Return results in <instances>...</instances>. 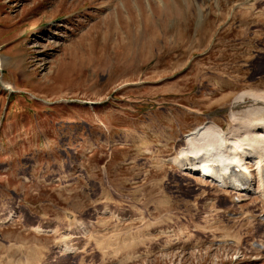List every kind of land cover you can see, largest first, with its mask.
<instances>
[{
    "label": "rangeland",
    "instance_id": "rangeland-1",
    "mask_svg": "<svg viewBox=\"0 0 264 264\" xmlns=\"http://www.w3.org/2000/svg\"><path fill=\"white\" fill-rule=\"evenodd\" d=\"M0 62V264H264L255 167L167 161L261 107L264 0H0Z\"/></svg>",
    "mask_w": 264,
    "mask_h": 264
},
{
    "label": "bare ground",
    "instance_id": "bare-ground-1",
    "mask_svg": "<svg viewBox=\"0 0 264 264\" xmlns=\"http://www.w3.org/2000/svg\"><path fill=\"white\" fill-rule=\"evenodd\" d=\"M256 4L260 5L258 2ZM253 97L261 103V107L253 111L249 118L239 121L232 116L234 125L228 133H224L212 121H208L207 124L185 135L183 143L186 144V147L167 161L180 168L181 171L194 174L201 179L209 180L220 186H223L224 183L222 184L219 179L224 176L227 170L232 169L234 165L240 171L247 173L248 176H250L249 168L254 166L259 176V180L256 181V192L260 194L259 198L262 204L261 208L258 209V215L253 217L254 221H257L254 225L257 226V230L264 232V219L262 218L264 216V96L255 95ZM232 134H235L233 139H231ZM210 163L220 165V172L211 170ZM236 174L240 176V173ZM212 178H215L216 181ZM238 187L239 189L236 192L244 191L241 190L240 186ZM250 187L251 182L247 190ZM247 190L246 192H248ZM234 200L233 198V203ZM247 216H253V214H247ZM259 231H256L255 234H258ZM218 242H220V245L226 244V247H239V241L235 239L226 238ZM255 243L259 244V246L256 247ZM64 246L61 247L63 252H72L69 245ZM245 246L248 247L249 253L262 256L264 254V236H259V240H252ZM262 260L264 261V259Z\"/></svg>",
    "mask_w": 264,
    "mask_h": 264
}]
</instances>
